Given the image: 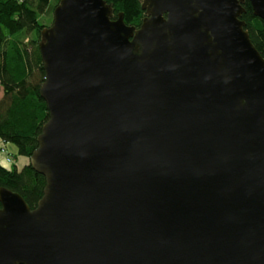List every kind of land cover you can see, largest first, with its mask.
I'll use <instances>...</instances> for the list:
<instances>
[{
    "label": "water",
    "instance_id": "water-1",
    "mask_svg": "<svg viewBox=\"0 0 264 264\" xmlns=\"http://www.w3.org/2000/svg\"><path fill=\"white\" fill-rule=\"evenodd\" d=\"M249 1L61 0L34 209L0 188V264H264V57Z\"/></svg>",
    "mask_w": 264,
    "mask_h": 264
},
{
    "label": "trees",
    "instance_id": "trees-1",
    "mask_svg": "<svg viewBox=\"0 0 264 264\" xmlns=\"http://www.w3.org/2000/svg\"><path fill=\"white\" fill-rule=\"evenodd\" d=\"M112 6V19L122 14L124 22L140 28L144 17L143 0H105ZM61 0H0V137L17 147V157L31 158L38 148V137L49 119L40 89L45 71L39 49L42 31L49 26L41 18L54 13ZM241 20L256 49L264 57V21L254 15L246 1ZM51 27V26H50ZM0 167V188L21 195L34 209L44 194L46 179L31 165L18 171Z\"/></svg>",
    "mask_w": 264,
    "mask_h": 264
},
{
    "label": "rangeland",
    "instance_id": "rangeland-1",
    "mask_svg": "<svg viewBox=\"0 0 264 264\" xmlns=\"http://www.w3.org/2000/svg\"><path fill=\"white\" fill-rule=\"evenodd\" d=\"M41 23L45 26H52L53 24V14L51 15L50 13H48L45 17L41 18ZM1 87V85H0ZM3 87L0 88V96L4 94V90ZM3 96H1L2 98ZM0 98V99H1ZM1 138V137H0ZM0 152H1V156H0V167H4L3 169L6 170H12L14 168V166L17 167L18 171H22L23 168H25L26 166L30 165V162H28L27 160L30 161V158L28 157H24L26 159V161L28 162V164L25 165H21L19 163V158L23 157V156H18L17 157V147L13 144V143H8L7 145L4 144V142H2L0 140ZM10 158V161H9Z\"/></svg>",
    "mask_w": 264,
    "mask_h": 264
},
{
    "label": "crops",
    "instance_id": "crops-1",
    "mask_svg": "<svg viewBox=\"0 0 264 264\" xmlns=\"http://www.w3.org/2000/svg\"><path fill=\"white\" fill-rule=\"evenodd\" d=\"M0 85H1V84H0ZM0 88H2V86H1ZM2 92H3V90H2ZM1 96H3V95H1ZM1 96H0V98H1ZM27 161L30 162L29 160H27ZM27 161H26V159H25L24 157H20V158H19V163H20L21 165L28 164Z\"/></svg>",
    "mask_w": 264,
    "mask_h": 264
},
{
    "label": "bare ground",
    "instance_id": "bare-ground-1",
    "mask_svg": "<svg viewBox=\"0 0 264 264\" xmlns=\"http://www.w3.org/2000/svg\"><path fill=\"white\" fill-rule=\"evenodd\" d=\"M0 140L2 141V142H4V144H8V142H5L2 138H0ZM0 147H1V145H0ZM0 156H1V152H0ZM2 188V187H1Z\"/></svg>",
    "mask_w": 264,
    "mask_h": 264
},
{
    "label": "flooded vegetation",
    "instance_id": "flooded-vegetation-1",
    "mask_svg": "<svg viewBox=\"0 0 264 264\" xmlns=\"http://www.w3.org/2000/svg\"><path fill=\"white\" fill-rule=\"evenodd\" d=\"M147 17H149V14H147V11L145 10V17H144V19L147 18Z\"/></svg>",
    "mask_w": 264,
    "mask_h": 264
},
{
    "label": "built area",
    "instance_id": "built-area-1",
    "mask_svg": "<svg viewBox=\"0 0 264 264\" xmlns=\"http://www.w3.org/2000/svg\"><path fill=\"white\" fill-rule=\"evenodd\" d=\"M9 161H10V158H9Z\"/></svg>",
    "mask_w": 264,
    "mask_h": 264
}]
</instances>
